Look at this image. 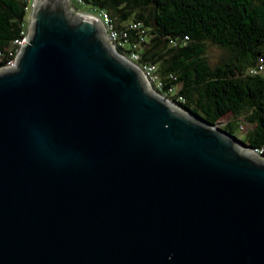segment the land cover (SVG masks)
Returning <instances> with one entry per match:
<instances>
[{
	"label": "water",
	"instance_id": "1",
	"mask_svg": "<svg viewBox=\"0 0 264 264\" xmlns=\"http://www.w3.org/2000/svg\"><path fill=\"white\" fill-rule=\"evenodd\" d=\"M237 144L34 0L0 68V264H264V161Z\"/></svg>",
	"mask_w": 264,
	"mask_h": 264
},
{
	"label": "trees",
	"instance_id": "2",
	"mask_svg": "<svg viewBox=\"0 0 264 264\" xmlns=\"http://www.w3.org/2000/svg\"><path fill=\"white\" fill-rule=\"evenodd\" d=\"M105 8L115 26L128 32L127 50L156 64L163 89L174 86L183 99L172 100L210 122L232 114L223 128L236 135L246 115L251 125L240 138L264 153V72L251 71L264 61V0H84ZM25 0H0V65L13 56L25 29ZM139 21L136 27L129 23ZM207 41L227 51L212 65ZM135 44V46H133Z\"/></svg>",
	"mask_w": 264,
	"mask_h": 264
},
{
	"label": "built area",
	"instance_id": "3",
	"mask_svg": "<svg viewBox=\"0 0 264 264\" xmlns=\"http://www.w3.org/2000/svg\"><path fill=\"white\" fill-rule=\"evenodd\" d=\"M25 2L27 4L26 8L28 9V14H30L34 6V0H25ZM67 4L69 10L75 15L86 14L96 18L100 22L103 34L108 40V42L116 50H118L117 48H124V46L126 45V36L128 35V32L124 29H120L115 26L114 20L105 8L98 7L95 5H89L84 0H67ZM138 25L139 21H133L129 23L130 27H136ZM28 27L29 24L22 31L23 35L13 41V43L16 44V47L14 48V54L13 56L9 57L5 63L1 64L0 68L14 65L20 47L26 41ZM133 46H135V44H133ZM119 53L137 66L142 76L144 77L146 83L152 90L166 97L170 101L172 100V94L174 93L177 94V99H183L182 95L177 92L174 86L171 85L168 86L166 89H163V82L156 71V64L150 61H140L139 53L135 49V47H130L127 50L120 49ZM251 71L264 72V61L259 62L255 67L251 69ZM252 149L255 154L259 156L264 155L263 147H253Z\"/></svg>",
	"mask_w": 264,
	"mask_h": 264
},
{
	"label": "rangeland",
	"instance_id": "4",
	"mask_svg": "<svg viewBox=\"0 0 264 264\" xmlns=\"http://www.w3.org/2000/svg\"><path fill=\"white\" fill-rule=\"evenodd\" d=\"M29 18H30V14L27 15V20L25 21V26H27L29 24V20H30ZM205 53H206V56H207L209 62L212 65L220 62L223 58H225L227 56V51L223 47H221L220 45H218L216 43H212L209 41H207V43H206ZM171 101L174 102L173 100H171ZM229 119H232V114H230V113H228L224 117H222V119L219 121V125L221 127H223L225 122ZM234 120L236 122L242 121V123H240L239 127L235 131L237 136L242 137L243 131H245L251 124L249 122L245 121L246 120L245 114L238 116ZM256 156H257V154H256ZM256 156L254 154V156L252 155L251 157L257 161H264V155L263 156L258 155V157H256ZM259 157H262V158H259Z\"/></svg>",
	"mask_w": 264,
	"mask_h": 264
},
{
	"label": "bare ground",
	"instance_id": "5",
	"mask_svg": "<svg viewBox=\"0 0 264 264\" xmlns=\"http://www.w3.org/2000/svg\"><path fill=\"white\" fill-rule=\"evenodd\" d=\"M237 147H238V149H240L241 151H243V152H247V153H250V154H252L251 152H250V150H248V149H245L244 147H242L240 144H237ZM253 155V154H252Z\"/></svg>",
	"mask_w": 264,
	"mask_h": 264
}]
</instances>
